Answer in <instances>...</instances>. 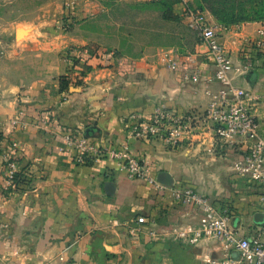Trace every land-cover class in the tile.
<instances>
[{
    "label": "crops",
    "instance_id": "obj_1",
    "mask_svg": "<svg viewBox=\"0 0 264 264\" xmlns=\"http://www.w3.org/2000/svg\"><path fill=\"white\" fill-rule=\"evenodd\" d=\"M93 1L75 3V26L98 10ZM39 9V19L15 20L23 26L22 39L14 36L7 42L13 49L0 56V184L3 157L12 153L29 180L22 193L0 202V264H199L205 253L220 256L208 240L187 245L173 239V229L195 227L199 214L174 201L172 188L191 187L227 207L239 236L258 233L264 243V223L254 219L262 214L258 199L264 186L252 185L233 169L247 148L243 138L230 147L204 126L173 148L158 140L128 141L149 174L169 182L164 190L127 178L107 158L78 164L77 151L64 146L69 132L120 148L127 141L125 117H148L158 104L178 112L205 110V91H216L218 84L208 81L214 67L184 20L179 23L186 30L167 33L173 44H148L137 54L104 52L106 59L93 55L72 67L63 52L83 40L54 30L59 19L48 16V5ZM223 40L232 63L241 66L242 55L264 41V22L230 26ZM258 49V57L251 55L255 68L233 75L235 85L253 96L264 93V50ZM166 52L175 69L166 65ZM195 73L197 82L191 80ZM61 77L68 81L63 92ZM251 108L264 136V102L254 100ZM139 217L146 222L139 225ZM151 230L163 236L152 238Z\"/></svg>",
    "mask_w": 264,
    "mask_h": 264
},
{
    "label": "built area",
    "instance_id": "obj_2",
    "mask_svg": "<svg viewBox=\"0 0 264 264\" xmlns=\"http://www.w3.org/2000/svg\"><path fill=\"white\" fill-rule=\"evenodd\" d=\"M179 16L195 39L203 46L205 55L211 60L214 73L209 82H216L218 88L205 91L208 103L202 113L194 111L178 112L164 104L156 105L148 117L132 113L125 117L126 142L119 147L95 145L84 136L72 133L63 135L64 146L77 151L75 162L86 163L100 158L113 161L127 178L143 180L154 189L164 190L161 184L149 174L143 161L134 156L128 141H161L166 147H177L190 140L200 127L212 129L214 138L221 144L233 146L239 138L247 144L244 154L234 163V171L246 177L252 185L264 186V136L259 131L257 118L252 111L251 102H264V93L253 96L249 91L235 85L234 74L243 75L255 68L250 61L235 66L228 55L223 40L226 28L211 19L208 12L198 8L191 0H178ZM260 34H263L261 31ZM256 47L264 50V41L258 40ZM86 53V49L83 51ZM114 53V52H113ZM110 52L109 55H113ZM166 52L164 58L170 69H175V62ZM197 82L198 74L191 76ZM22 115V113H20ZM12 147H18L16 142ZM23 168L15 153L3 157V181L0 184V202L14 193H22L28 183L16 182V176ZM26 174V173H25ZM172 199L186 206H192L199 214L195 227L175 228L173 239L182 240L187 245H197L208 240L217 248L220 256L205 253L199 264H264V243L258 233L250 237H241L231 224L230 211L221 209L208 197L191 187L172 188ZM258 207L264 215V192L258 199ZM145 218L139 217L137 223L144 224ZM152 238L163 236L155 230L149 231Z\"/></svg>",
    "mask_w": 264,
    "mask_h": 264
},
{
    "label": "rangeland",
    "instance_id": "obj_3",
    "mask_svg": "<svg viewBox=\"0 0 264 264\" xmlns=\"http://www.w3.org/2000/svg\"><path fill=\"white\" fill-rule=\"evenodd\" d=\"M77 1L81 0H0V56L4 58L13 49L7 42L14 36L18 41L22 39L23 26L16 25L15 20L23 17L39 19L42 12L39 8L46 5L49 7L48 16L56 21L59 19L54 30L83 40L81 46L69 45L63 52V58L72 67L77 63L73 60L77 51L137 54L148 44H173L175 40L167 33L182 32L185 28L179 22L164 20L157 10L140 11L133 7L142 1L152 0H117L115 3L94 0L98 10L75 26L77 21L68 11L73 10ZM63 8L64 13L61 12Z\"/></svg>",
    "mask_w": 264,
    "mask_h": 264
},
{
    "label": "trees",
    "instance_id": "obj_4",
    "mask_svg": "<svg viewBox=\"0 0 264 264\" xmlns=\"http://www.w3.org/2000/svg\"><path fill=\"white\" fill-rule=\"evenodd\" d=\"M115 3L117 0H107V2ZM178 0H152L142 1L135 4L133 7L135 10H157L160 12L164 20L172 22H180V16L175 14V5ZM198 8L207 11L214 20L222 25L224 28H229L233 25H239L246 22H264V0H195L194 3ZM69 15H72V10L68 11ZM68 16V15H67ZM188 29V28H187ZM189 30V29H188ZM252 51L246 55H242L243 62L250 61L255 65L254 58L251 57L252 53L258 57L262 52L252 47ZM87 51V49H86ZM93 52V53H92ZM86 52L77 51L74 56V62H88V58L95 55L99 59H106V53L104 52ZM108 53V52H107ZM91 54V55H89ZM104 56V57H103ZM87 69L91 68V65H86ZM60 91L68 90V81L61 77L60 79ZM16 182L25 184L29 180L24 173V168L16 176Z\"/></svg>",
    "mask_w": 264,
    "mask_h": 264
},
{
    "label": "water",
    "instance_id": "obj_5",
    "mask_svg": "<svg viewBox=\"0 0 264 264\" xmlns=\"http://www.w3.org/2000/svg\"><path fill=\"white\" fill-rule=\"evenodd\" d=\"M96 128L92 127L90 130L91 131H94ZM85 137H89V134H85ZM158 182H160L161 184H163L164 186L166 187H171L169 182L168 181H161V180H158ZM255 221L259 222V223H264V215L263 214H257L255 215Z\"/></svg>",
    "mask_w": 264,
    "mask_h": 264
}]
</instances>
